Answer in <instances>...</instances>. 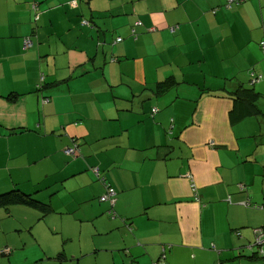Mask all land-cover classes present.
I'll use <instances>...</instances> for the list:
<instances>
[{
  "label": "crops",
  "instance_id": "1",
  "mask_svg": "<svg viewBox=\"0 0 264 264\" xmlns=\"http://www.w3.org/2000/svg\"><path fill=\"white\" fill-rule=\"evenodd\" d=\"M33 1L0 0V194L50 202L71 232L33 208H0V248L17 250L0 264L42 230L71 243L34 259L252 264L264 226V0ZM240 89L256 94V113L232 120ZM106 185L114 204L99 201Z\"/></svg>",
  "mask_w": 264,
  "mask_h": 264
},
{
  "label": "trees",
  "instance_id": "2",
  "mask_svg": "<svg viewBox=\"0 0 264 264\" xmlns=\"http://www.w3.org/2000/svg\"><path fill=\"white\" fill-rule=\"evenodd\" d=\"M32 5H33V8L36 9V7H37L36 0L33 1ZM27 42H29V44ZM23 44L26 47L30 46V39L26 38L24 40ZM259 79H260L259 77L253 78V73L249 74L250 86H254L259 81ZM237 92L240 93V95H238V98L236 97V100H234V101L236 103H238V108L240 107L241 111L236 113V114H232V120H237L241 117L251 115L252 113H256L255 107L253 106L252 103H250L248 101V99H250V97L253 98L252 96H256V94H254L253 90L252 89H240V90H237ZM232 93L234 94V92H232ZM241 93H243V94H241ZM16 96L17 95L9 94L7 96V98L10 101H14L16 99ZM47 100L48 99L46 98L43 101L45 102ZM77 150H78L77 145H73V147L71 149L66 148L62 151V153L66 156L72 157V156H74L75 152H77ZM92 172L96 176V178H98V180H100V181L102 180V182H104L103 178L99 177L97 169L92 168ZM242 186L245 189V186L244 185H242ZM106 187H107V190L110 188L108 185H106ZM107 190H106V193H107ZM194 197H195V200H197L196 195H194ZM100 198H99V201H100ZM100 202H102V201H100ZM104 202H106V201H104ZM15 205L26 206V207H30V208L37 210L40 214V219L45 218L48 215H50V216L52 215V216L57 217L59 219H65L63 216H55V215H60V213H58L57 210H54L52 208L51 204H49L48 202L47 203L42 202L39 199H36L35 197H31L27 194H24L21 190L13 189V190H9L5 193L0 194V208H3L6 210L7 208H9L11 206H15ZM253 236H254L253 241L250 243L251 247L249 249H251L252 252H254V253H252L250 260H251L252 264H264V242L262 243V245L257 244L256 239L258 238V235H256V231H253ZM211 249H213V248H211ZM5 250H8V253H5L4 252ZM10 253H11V249L8 247L0 250L1 255H9ZM57 260L60 261L59 259H57Z\"/></svg>",
  "mask_w": 264,
  "mask_h": 264
},
{
  "label": "rangeland",
  "instance_id": "3",
  "mask_svg": "<svg viewBox=\"0 0 264 264\" xmlns=\"http://www.w3.org/2000/svg\"><path fill=\"white\" fill-rule=\"evenodd\" d=\"M251 73L252 72H250V74ZM48 216H46V218H47V220H48L47 222L49 224H50V217L55 218L53 223H51L52 226L57 225L59 228L63 225L62 226V232L64 233V235H69V233L71 232V226L68 223H66V222H68L67 219H59V218L54 217L52 215L49 217ZM55 216H63V215L60 214V215H55ZM36 218H37V215H36V213H34L31 215L30 220H35ZM43 233L47 234L46 238H48V239H43L41 237ZM23 235H24V233H23ZM23 239L26 242V254L27 255L18 254L17 256L13 257L12 264H65L64 262H61L58 260L50 261L47 259V257H45L44 259H41V258L34 259V258L36 256V252L38 250L42 249V247H46L47 250L50 251V253L51 252L57 253V251L61 253L62 246L64 244H67L68 241H62V239L59 236H53L47 230L41 231V234L37 237V239H40L38 242L31 240V238L28 236L24 237ZM70 243L71 242H69L67 244V247ZM5 247L10 248L12 254L17 251L13 246L7 245ZM57 247H59L58 250H56ZM77 247H78V245L76 244V248ZM1 249H3V248H0V250ZM68 262H71V261L68 260Z\"/></svg>",
  "mask_w": 264,
  "mask_h": 264
},
{
  "label": "built area",
  "instance_id": "4",
  "mask_svg": "<svg viewBox=\"0 0 264 264\" xmlns=\"http://www.w3.org/2000/svg\"><path fill=\"white\" fill-rule=\"evenodd\" d=\"M246 0H226V7L230 8L232 5H238L242 2H245ZM118 42L120 41V39L117 40ZM29 44V42H27ZM263 45V43H262ZM255 80V79H254ZM256 81V80H255ZM46 102V101H45ZM240 190H243L242 186H239ZM114 196H115V192L113 189L109 188L107 190V193L100 198V201L104 202V201H108L110 204H114ZM256 235H258L257 240V244L262 245V243L264 242V227L262 228H258L256 230ZM5 253H8V250L4 251Z\"/></svg>",
  "mask_w": 264,
  "mask_h": 264
},
{
  "label": "clouds",
  "instance_id": "5",
  "mask_svg": "<svg viewBox=\"0 0 264 264\" xmlns=\"http://www.w3.org/2000/svg\"><path fill=\"white\" fill-rule=\"evenodd\" d=\"M264 227V226H263Z\"/></svg>",
  "mask_w": 264,
  "mask_h": 264
}]
</instances>
